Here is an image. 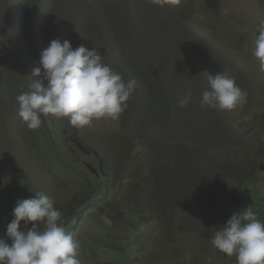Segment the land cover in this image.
<instances>
[{
    "label": "rangeland",
    "instance_id": "1",
    "mask_svg": "<svg viewBox=\"0 0 264 264\" xmlns=\"http://www.w3.org/2000/svg\"><path fill=\"white\" fill-rule=\"evenodd\" d=\"M261 19L264 0H0V236L16 201L43 191L81 264H236L210 239L246 208L264 220ZM56 38L137 81L118 120L49 116L32 130L19 117L16 96ZM204 71L235 77L247 104L201 107Z\"/></svg>",
    "mask_w": 264,
    "mask_h": 264
},
{
    "label": "clouds",
    "instance_id": "2",
    "mask_svg": "<svg viewBox=\"0 0 264 264\" xmlns=\"http://www.w3.org/2000/svg\"><path fill=\"white\" fill-rule=\"evenodd\" d=\"M151 3L175 7L181 0ZM254 56L264 67V19L260 20ZM202 73L209 89L202 91L201 107L232 112L247 104V92L228 72ZM32 77L37 79H32L29 90L16 96L18 115L32 130L39 129L49 116L66 118L76 128L91 127L102 118L118 120L137 87L135 79L125 81L105 64L96 47L74 48L69 40L59 38L42 49ZM189 103L190 92L178 100L180 108ZM11 215L0 236V264H81V244L65 230L61 212L45 192L17 200ZM210 243L228 257L234 256L236 264H264V220L250 208L235 212L214 228Z\"/></svg>",
    "mask_w": 264,
    "mask_h": 264
},
{
    "label": "trees",
    "instance_id": "3",
    "mask_svg": "<svg viewBox=\"0 0 264 264\" xmlns=\"http://www.w3.org/2000/svg\"><path fill=\"white\" fill-rule=\"evenodd\" d=\"M19 3H21V0H19ZM15 14H13L12 15V17L14 16ZM30 61V59L27 57V59H25V61ZM28 67V65L26 64V63H24L23 64V68H27ZM77 146H78V148L80 149V150H82L83 152H85V151H87V148L84 146V144L83 143H81V142H77ZM95 172L97 173V174H99L100 175V177H102V175H101V172H100V170H98V169H95ZM1 186H2V181H1V178H0V188H1ZM10 242V241H9Z\"/></svg>",
    "mask_w": 264,
    "mask_h": 264
}]
</instances>
